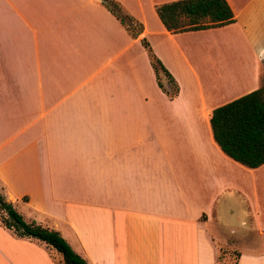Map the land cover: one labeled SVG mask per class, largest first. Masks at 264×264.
<instances>
[{"label":"crops","instance_id":"crops-1","mask_svg":"<svg viewBox=\"0 0 264 264\" xmlns=\"http://www.w3.org/2000/svg\"><path fill=\"white\" fill-rule=\"evenodd\" d=\"M114 1L176 95L102 0H0V194L85 264H264V163L224 155L209 127L264 84V0L181 32L154 11L172 0ZM0 264L63 262L0 224Z\"/></svg>","mask_w":264,"mask_h":264},{"label":"trees","instance_id":"trees-1","mask_svg":"<svg viewBox=\"0 0 264 264\" xmlns=\"http://www.w3.org/2000/svg\"><path fill=\"white\" fill-rule=\"evenodd\" d=\"M106 9L122 24L131 37H138L142 25L125 13L114 0H102ZM162 26L170 32L200 30L233 20L225 0H172L154 5ZM145 49L157 86L169 97L176 95L177 85L153 53L144 37ZM161 77L167 79L164 87ZM209 127L220 151L239 164L255 168L264 163V84L211 110ZM0 224L16 235L37 239L60 253L63 264H85L67 242L53 229L26 222L10 202L0 194Z\"/></svg>","mask_w":264,"mask_h":264},{"label":"rangeland","instance_id":"rangeland-1","mask_svg":"<svg viewBox=\"0 0 264 264\" xmlns=\"http://www.w3.org/2000/svg\"><path fill=\"white\" fill-rule=\"evenodd\" d=\"M188 45V44H187ZM259 60L260 61V54L259 55H257L256 57H254V60ZM58 255H60L59 253H58ZM232 263H233V261H232Z\"/></svg>","mask_w":264,"mask_h":264}]
</instances>
